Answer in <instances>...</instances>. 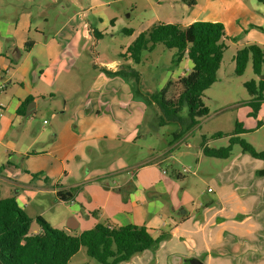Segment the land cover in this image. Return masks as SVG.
Returning a JSON list of instances; mask_svg holds the SVG:
<instances>
[{"label": "rangeland", "instance_id": "obj_1", "mask_svg": "<svg viewBox=\"0 0 264 264\" xmlns=\"http://www.w3.org/2000/svg\"><path fill=\"white\" fill-rule=\"evenodd\" d=\"M30 1L38 25L41 0ZM256 5L257 10L264 13V1L250 0L251 8ZM46 7L51 16L57 14L58 9L51 4ZM7 13V0H0V16ZM166 13H161L162 18ZM103 16L107 24L98 25L103 36L89 40L85 50L80 48L72 55L70 67L59 69L56 62L48 80L43 79L42 92L47 96L39 97L36 111L30 116L0 120L2 196L15 194L20 189L16 195L28 202L24 209L33 219L32 231L40 229L38 216L58 228L73 216L71 207L76 203L58 199L54 192L57 185L78 194L77 204L84 205L87 212L89 208L92 219L105 222L103 207L95 198L84 195L91 189L103 191L105 180L114 185L120 181L121 173L133 175L137 167L132 165L164 152L162 157H174L166 161L167 176L177 182L173 190L180 199L191 193L195 205L215 194L207 188L215 185L213 179H217L225 167L242 164L244 169L237 176L243 177L238 183L236 176L231 178L234 183L229 184L233 191L225 198L229 210L239 211V216L245 217L241 204L236 205L235 201L231 205L234 198L230 197L248 192L246 185L250 183L253 166L264 161L244 152L239 144L233 145L228 158L204 155L202 148L205 139L212 147L227 146L239 121L245 129L241 136L256 149L264 150V100L255 110L250 104L255 95L246 87L248 81L263 79L264 73L256 74L250 59L245 71L238 74L235 61L237 51L244 46H264V24L250 25V42L245 39L248 32L231 35L218 70V80L203 95L209 110L207 115L196 117L193 123L188 107L184 106L176 115L179 119L160 123L159 108L153 96L173 80L172 74L183 66L175 64L176 49L157 43L150 50H143L137 62L126 57L127 48L138 35L158 23L153 21V10L142 5L141 0H117L107 7ZM177 16H181V12ZM111 19L115 22H110ZM13 83L17 84L16 79ZM17 86L9 83L7 93L13 95ZM50 92L54 93L53 97H49ZM218 133L222 136H216ZM177 135L181 137L175 141ZM183 166H193L199 173L184 172L188 176L179 178L174 171ZM161 167L145 170L156 176L161 173ZM79 231L76 229L73 233ZM69 264L102 263L82 247Z\"/></svg>", "mask_w": 264, "mask_h": 264}, {"label": "crops", "instance_id": "obj_2", "mask_svg": "<svg viewBox=\"0 0 264 264\" xmlns=\"http://www.w3.org/2000/svg\"><path fill=\"white\" fill-rule=\"evenodd\" d=\"M114 2L41 0L37 25L30 0H7L8 13L0 16L1 121L3 118L6 120L23 116L19 115L17 110L28 97H33L29 104H35L32 113L36 111L39 97L47 96L42 92L43 79L48 80L56 62H59V69L63 66L70 67L72 55H76L80 48L85 50L88 41L98 34L99 37L103 36L104 33L98 25L107 24L103 12ZM47 4L58 9L56 15H50ZM141 4L153 10V21L157 22L180 23L184 26L198 20L222 22L226 28L228 42L231 35H239L242 32H248L245 39L250 42V25L264 24L263 11L257 10L258 5L251 8L250 0H194L191 4L185 0H141ZM14 8L16 9L13 10ZM162 12H167L165 18H162ZM178 12H181V16H177ZM180 19L182 22H178ZM41 22L44 26H41ZM110 22L114 23L115 19ZM28 41H32V45L26 50ZM181 64L182 68L172 74L174 78L187 74L194 65L187 55L177 65ZM43 67L45 69H42ZM32 76L34 80H31ZM15 79L18 86L13 83ZM9 83L17 86L13 95L7 93ZM53 95L54 93L50 92L49 97ZM163 154L164 152L145 162H138L137 166L132 165L137 167L135 173L131 176L121 173L120 181H116L114 185L108 180L103 181V191L91 189L84 195L90 199L95 198L98 205L103 207L105 223L108 225H145L155 237L168 233V237L155 251L145 250L120 264H184V260L191 259H198L204 264H264V176L256 174L264 169V163L256 162L253 166L250 183L246 185L248 192L230 197L234 198L231 205L236 201L235 204H241L245 210V217H241L239 211L229 210L225 197L233 191L232 185L229 184L234 183L231 178L236 176V183L242 179L243 176H237L244 169L242 164L232 163L225 167L223 172L217 175V179H213L215 185L211 184L207 188L208 192L215 194L203 198L195 205L193 197H190L191 193L186 194L188 198H185V195L180 199L173 190L177 188V182L167 176L166 161L174 157H162ZM197 165L199 168L200 161ZM157 166L162 167L161 173L156 176L145 170ZM184 167H190L191 171H185ZM174 172L184 179L188 176L185 173H199L193 166H183ZM209 188L212 190L209 191ZM67 191L72 192L70 188L54 186L58 199L62 197L61 192ZM19 192L20 189H17L15 195ZM78 196L73 193V199L66 200L76 204L71 207L73 216L60 227L71 233L76 229H80V233L100 222L98 218H91L89 208L87 212L84 205L77 204L75 197ZM17 200L22 208L28 203L21 196H17ZM189 204L194 206L190 208ZM97 215L100 216V211Z\"/></svg>", "mask_w": 264, "mask_h": 264}, {"label": "trees", "instance_id": "obj_3", "mask_svg": "<svg viewBox=\"0 0 264 264\" xmlns=\"http://www.w3.org/2000/svg\"><path fill=\"white\" fill-rule=\"evenodd\" d=\"M185 1L194 3V0ZM228 40L225 25L219 21L198 20L186 26L158 22L141 32L127 48L126 57L137 62L143 50H150L157 43H163L168 48L176 49L175 64L185 55L194 63L187 74L169 80L153 96L159 108L160 123L179 119L176 115L184 106L188 107L193 123L196 122V117L209 113L203 95L218 80V70L229 46ZM31 45L32 41H28L25 49H29ZM250 59L255 73L263 74L264 46L248 44L237 51L235 61L238 74L245 71ZM246 87L255 95L250 104L257 110L264 100V79L248 81ZM31 100L33 97L22 102L17 110L19 115H26ZM243 132L245 129L238 121L227 146L212 147L205 139L203 154L228 158L232 154L233 145L239 144L244 152L264 161V150L256 149L245 140L241 136ZM216 136L220 137L222 133ZM180 137L181 135H177L175 141ZM3 169V166L0 167V174ZM258 175L264 176V169L259 170ZM61 196L62 199L71 200L73 191L61 192ZM32 222V217L20 206L17 196H2L0 187V264H69L82 247H86L87 253L102 264H120L145 250L155 251L168 237V233L153 236L145 225L111 226L105 222H99L80 233H71L54 227L43 216L37 217L40 229L36 232L31 230Z\"/></svg>", "mask_w": 264, "mask_h": 264}, {"label": "water", "instance_id": "obj_4", "mask_svg": "<svg viewBox=\"0 0 264 264\" xmlns=\"http://www.w3.org/2000/svg\"><path fill=\"white\" fill-rule=\"evenodd\" d=\"M264 77V76H263ZM264 79V78H263ZM33 107H35L34 102H31L28 107H27V115H30L32 113V110L34 109ZM184 263H190V264H204L202 261L198 260V259H191V260H184Z\"/></svg>", "mask_w": 264, "mask_h": 264}, {"label": "built area", "instance_id": "obj_5", "mask_svg": "<svg viewBox=\"0 0 264 264\" xmlns=\"http://www.w3.org/2000/svg\"><path fill=\"white\" fill-rule=\"evenodd\" d=\"M184 168H185V171H187V172L191 171L190 167H184ZM211 190H212V189L209 188V191H211Z\"/></svg>", "mask_w": 264, "mask_h": 264}, {"label": "flooded vegetation", "instance_id": "obj_6", "mask_svg": "<svg viewBox=\"0 0 264 264\" xmlns=\"http://www.w3.org/2000/svg\"><path fill=\"white\" fill-rule=\"evenodd\" d=\"M184 264H190V263L188 262V263H184Z\"/></svg>", "mask_w": 264, "mask_h": 264}]
</instances>
